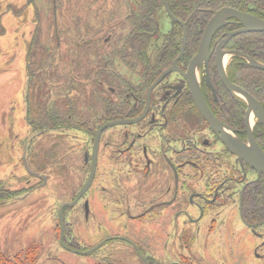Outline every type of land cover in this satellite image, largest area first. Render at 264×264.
Wrapping results in <instances>:
<instances>
[{
	"label": "flooded vegetation",
	"instance_id": "af4514ba",
	"mask_svg": "<svg viewBox=\"0 0 264 264\" xmlns=\"http://www.w3.org/2000/svg\"><path fill=\"white\" fill-rule=\"evenodd\" d=\"M165 1L168 4L170 15L175 20L167 13L162 0H160L162 12L158 13L156 19L158 22L153 21L156 24V30L161 31V35H159L158 40H152L156 46L154 53L147 54L143 50L137 56V59L143 65V69L138 70V74L134 76L135 93L133 94L130 88L124 96H121L126 109L124 116L118 120L97 122L98 128L90 138L82 133H68L70 138L68 141H70L62 149L61 156L65 158V161L62 164L64 170H61V172H65L70 176V179H68L69 184L56 189L58 193H61L60 197H65L64 201L66 202L62 205L74 201L89 177L92 167V147L98 129L113 121L136 119L144 113L148 105L146 115L140 122L134 125L110 127L101 134L91 186L72 209L64 210L66 232L69 231V223L65 221V216L71 211L77 210L76 221L74 220L73 223L75 240L69 245L85 249L84 247L81 248L80 244L82 239H87L91 241L90 245L87 246L88 248H86L89 250L109 238H125L137 246L141 255L147 258V264H159V258H155L152 252L162 251L161 246L159 251L157 249L160 240L156 243L157 233L160 235L161 231H157L154 235H147L145 231L150 230L149 226L154 224L152 223L154 221L157 224L168 221L169 226L171 223H174V226L172 230L167 231L164 229L166 231L165 237H171L173 239L171 243L174 242L175 244V239H177L180 245L179 250L183 251L179 255L181 259L168 264H238L239 260L236 258L235 247L238 245L240 253L242 250L243 254H247L245 249L241 247L243 237L239 236V233L236 235L234 231L219 232L218 235L216 232L220 229L218 225L220 227L224 225L225 217L222 219V214L219 211L225 206H222L224 204L222 200H227L234 204L237 203L235 208H238L242 224L252 236L260 240V243L254 246L252 257L254 260L263 261L264 259L258 255L257 251L260 250L259 248L264 247V240L261 241L264 236V233H262L264 223L248 224L245 222L242 217V203L245 193H252L253 196H256L257 185L262 183L264 178L261 176L257 179V173L253 169L245 164L242 167L236 157L231 155L221 144L195 108L190 87L187 79L184 78V74L187 73L189 63L196 54L207 23L217 11L224 8L234 9L240 13L264 20V13L258 10L264 9V4H259V0H233V2L231 0H185L186 3L192 2L194 4V12L192 7V9H186L187 14L186 10H183L182 13L178 14L179 16L177 14L175 16L169 6L170 0ZM214 3H216V6L211 7L210 4L213 5ZM140 10V12L136 11L134 16L139 15L140 20H152L148 13L142 12L143 9ZM155 10L157 9H148L149 13ZM132 12L134 10L132 11L131 7H128L125 16L127 15L131 19ZM206 19V23L203 24ZM203 25L204 28L202 32L200 31L201 35L196 51L189 54L191 51L188 46L189 35L193 28L199 27L201 30ZM240 29L241 25L238 21L231 18L227 19L215 32L210 43V56L207 62L208 79L211 87L208 84L206 74L203 73L204 67H201L198 73V81L202 98L209 110L217 119L234 130L233 135L235 137L245 142L244 119L247 105L241 98L232 97L227 92L216 67V53L219 50L220 53H223L222 60L228 79L227 71L232 64L236 66L245 64L255 70L264 71L250 66L245 59L239 56L226 55L229 52H239L264 65V62L251 58L245 51L236 48L233 44V41L240 36L264 33L237 34L228 39L226 43H223L229 34ZM176 31H180L179 39L176 37ZM184 32L186 33L185 48L176 63L179 70H172L171 73L167 74L152 88L148 96L149 88L166 70L172 67L174 60L179 57ZM108 40L109 37L107 36L102 38L103 43H108ZM57 44H59V37ZM150 58L154 63L147 65L146 62ZM166 58L171 60L169 65L163 68L162 64ZM236 58H239L241 62L239 60L234 61ZM156 70L158 72L153 74L152 72ZM229 81L231 82L230 79ZM231 83L250 94L262 106L264 111V101L257 99L242 86ZM260 90L264 91V83L258 89L260 95H264ZM109 91L113 95L112 99L115 100V91L113 89H109ZM240 113L243 115L242 124L239 125L236 116H239ZM251 123L253 124V136L260 148L264 150V125L254 117H252ZM30 134L28 144H31L32 135ZM57 135L58 133H50V135L44 136L43 140L48 141ZM80 136L86 138L87 143L85 146H83L84 141L78 139ZM34 137L35 143L31 145L32 147L41 140L40 136ZM73 142L76 143V145L74 144L75 147ZM41 146L43 145L41 144ZM47 146L48 144L44 143L42 149H46ZM76 151L79 152V155ZM230 158H233L234 162L232 168V164L228 163ZM23 168L25 169L24 165ZM29 170L32 175L26 172L27 178L30 181H36H31L33 182L31 189L34 192L46 189L50 175H40L30 168ZM47 172L49 173V170ZM76 174L78 185L72 181V177L77 179ZM228 174L232 175L228 176ZM51 179L60 184L65 180V177L56 175L51 176ZM198 182L201 183L202 187L198 189V192H194L193 190L197 188ZM229 195L230 198L227 199ZM260 198L256 197L254 200L259 201ZM43 202L39 201L37 204L32 205L30 215L28 214L29 216L33 215L32 220L34 215L40 211L36 209L37 205ZM85 204H87V209ZM188 209H194L196 217L192 216L191 218ZM32 210L35 214L32 213ZM78 216L82 220L78 221ZM181 216L184 218V222L188 221V225L182 224L181 228L185 227V229L178 233L177 221ZM101 222H106L107 226H103ZM131 223H137L143 233L142 236L146 238L136 237L137 233L133 231ZM206 223L207 225L204 227ZM159 225L161 226V224ZM71 230L73 231V229ZM148 238H151L152 244L153 241L155 242L153 249H151V246L145 248L146 242L151 245L150 241L147 240ZM66 240L69 242V238ZM92 241H95V243L92 244ZM110 243L125 245L138 259V262L146 264L137 257L135 250L124 241L106 242L102 248ZM172 245L173 243L170 245L171 248ZM102 248L90 256H96ZM112 254H114V251ZM110 255L108 253L107 257L103 259H115V256ZM168 258H172V255H168Z\"/></svg>",
	"mask_w": 264,
	"mask_h": 264
},
{
	"label": "trees",
	"instance_id": "16d2710c",
	"mask_svg": "<svg viewBox=\"0 0 264 264\" xmlns=\"http://www.w3.org/2000/svg\"><path fill=\"white\" fill-rule=\"evenodd\" d=\"M259 1V4H264V0ZM30 3L31 0H28L29 5ZM169 6L175 16L192 7L193 12L195 10L194 4L186 3L185 0H170ZM210 6L214 7L216 3ZM49 7L52 15V0H49ZM128 7L134 10L131 19L125 16ZM160 8V0H55L56 12L57 9L66 11L61 15L66 22H50V29L58 31L59 44L56 42V35L45 40L46 43L42 42L41 32L35 26L29 50L26 51L27 83L24 98L29 118L27 121L31 127L30 135L34 141L31 139V144L27 142L25 146L27 163L33 172L61 176L65 173L61 172L65 161L61 153L62 147L67 146L70 141L68 133H82L90 138L98 128L97 122L118 120L124 116L126 109L121 96L130 88L135 93L134 76L138 74V70L143 69L137 56L143 50L147 54L154 53L156 46L152 40L160 38L161 31L156 30L154 22H158L156 19ZM69 9H73L77 19L70 21L67 14ZM140 9L148 13L152 20H140L139 15L134 16ZM148 9L157 10L149 13ZM258 10L264 13V9ZM206 21L207 19L203 24ZM203 28L204 25L201 30L199 27L192 29L189 35V54L196 51ZM105 36L109 37L108 43L102 41ZM176 37L179 39L180 31H176ZM233 44L251 58L264 62V34L243 35L236 38ZM170 60L166 58L162 67H167ZM238 60L241 62L239 58L234 59L236 62ZM152 63V58L146 62L147 65ZM157 72L158 70L152 73ZM227 74L231 82L264 101V95L258 92L264 83V71L245 64H232ZM109 89L115 91V100ZM260 91L264 94L263 90ZM242 115L240 113L236 116L239 125L242 124ZM50 133L58 135L45 141L48 144L47 152H35L43 147V137ZM34 136H40L41 140L32 147L35 143ZM256 191V196L245 193L242 203V217L248 224L264 223V180L257 185ZM21 192L8 190L0 181V204H10L23 196ZM256 197L261 198L255 201ZM64 235L65 242L69 232L65 230ZM70 247L77 249L75 246ZM30 252L32 251L19 255L24 261L21 257V261L18 258L16 262L1 254V264H26L25 260Z\"/></svg>",
	"mask_w": 264,
	"mask_h": 264
},
{
	"label": "rangeland",
	"instance_id": "374dc122",
	"mask_svg": "<svg viewBox=\"0 0 264 264\" xmlns=\"http://www.w3.org/2000/svg\"><path fill=\"white\" fill-rule=\"evenodd\" d=\"M72 10H67L70 21L77 19V14ZM64 13H66L65 9H57L56 20H59L58 22H66L61 17ZM51 21H53V16L50 13L49 0H31L30 5L28 0H0V180H2L8 190L22 191L21 193L23 194V201L17 200L10 204L0 205V255H6L10 260L15 259L16 262L18 258L21 261L22 256L19 257V255L32 251L28 253V258L25 260L26 264H141L129 248L119 243L108 244L96 256H81L64 250L58 242L57 211L66 201H64L65 197H60L61 193H58L56 189L67 186L70 176L67 173H62L65 180L60 184L54 182L49 176L47 188L34 192L31 187L33 182L36 181L31 180L33 181L31 182L27 178L26 169L23 168L22 155L24 148L26 149L25 144L30 140L29 134L31 132L30 124L27 121L29 118H27L25 113L24 101L27 83L25 76L26 51L29 50L28 45L30 47L35 26L41 32L40 38L42 42L53 35H58V31L55 33V29H50ZM32 51L33 49L31 48ZM78 139L84 141L83 146L86 145L85 137L80 136ZM44 143L45 139L43 140V146ZM74 144L76 145L75 142H73ZM36 151L43 153L47 152V149L40 148ZM76 152L79 155V152ZM228 163L232 164V168L234 165L233 158H230ZM230 175L232 174H228V176ZM76 177L77 179L72 177V181L78 185L77 174ZM201 187V183L198 182L197 188L193 191L198 192ZM231 187L234 188L233 185ZM230 195L227 196V199L230 198ZM39 201L44 202L37 205L36 209L40 211L34 215L32 220L33 215L29 216L32 205L34 203L37 204ZM222 202L224 203L222 206H225L219 212L222 214V219L224 217L225 219L222 227L217 224L218 228H220L216 231L217 235L219 232L234 231L236 235L239 233V236L243 237L241 247L245 249L247 254H243L242 250L240 253L238 245L235 247L236 258L239 260H237L238 264H241V262L242 264H264V260H254L252 257L254 246L259 244L260 240L252 236L242 224L238 208H235L237 203L234 204L227 200H222ZM32 213L35 214L34 211ZM188 213L191 218L192 216L196 217L194 209H188ZM76 217L77 210L71 211L65 216V221L69 223V231L73 229V231H68V238L71 240H75L73 223L76 221ZM77 220L80 221L82 219L78 216ZM101 223L103 226H107L106 222ZM152 223L154 224L150 222V230L145 232L147 235H154L157 231H161V234L157 233L158 236H156V243L160 240V245L155 246H157L158 251L161 246L162 251L152 252L155 258H159V264H168L181 259L179 255L183 251L179 250L180 245L177 239H175L176 244L172 242L171 248L170 245L173 239L165 237L166 231L164 229L167 231L172 230L174 223H171L170 226L168 221L160 222L161 226L156 221ZM182 224L188 225V221L184 222V218L181 216L177 221L178 233L185 229V227L181 228ZM206 225L207 223L204 227ZM131 226H133V231L137 233L136 237L140 239L146 238L142 236L143 233L137 223H131ZM262 233H264V230ZM147 240L150 241L151 238ZM262 240H264V236L261 238ZM90 243L91 241L82 239L80 247L88 248L87 246ZM94 243L95 241H92V244ZM153 244H155L154 241ZM153 244L149 245L146 242L145 248L151 246V249H153ZM259 249L257 253L264 259V247ZM113 251L114 254H112ZM108 253L112 257L115 256L116 261L114 258L103 259L107 257ZM16 255L18 257L14 258ZM168 255H172V258H168Z\"/></svg>",
	"mask_w": 264,
	"mask_h": 264
},
{
	"label": "water",
	"instance_id": "95a60500",
	"mask_svg": "<svg viewBox=\"0 0 264 264\" xmlns=\"http://www.w3.org/2000/svg\"><path fill=\"white\" fill-rule=\"evenodd\" d=\"M162 4L164 6V9H166L167 13L170 15L167 2L165 0H162ZM171 18L175 20L174 17L171 16ZM231 18L238 21V23L241 25V29L229 34L227 36V39H225L223 43H226L228 39H230L231 37L237 34L250 33V32L264 33V20L263 19H259L257 17H253L250 15L240 13L234 9L224 8V9L217 11L213 15V17H211V19L209 20V22L207 23L203 31L196 54L191 59L188 69H187V73L184 74V78L187 79L188 81L190 91L192 94L193 104L195 108L197 109V111L199 112L200 116L207 123L208 127L212 130V132L219 139L221 144L228 150V152L234 157H236V159L240 162V165L243 167L244 166L243 164H245L251 169H253L257 173V176H258L257 179H259L261 176L264 178V151L257 144L253 136V132H252L253 124L251 123V119L252 117H254L258 122H261L264 125V111H263L262 106L250 94H248L247 92H245L244 90H242L241 88L232 84L229 81V79L227 78L225 74V69L223 65V60H222L223 53H220L219 50H218V53H216V67H217V71L219 73V77L221 79V82L224 88L227 90V92L232 97L241 98L247 105V110H246L245 119H244V131L246 134L245 142L240 141L237 137H235L233 135L234 130L231 129L229 126L225 125L224 123H222L219 119H217L213 115V113L206 106L202 98L200 87H199L198 73L201 67H204L203 73L206 74L208 84L211 87L209 79H208V72H207V62L210 56V52H209L210 43H211L212 37L215 34V32L225 23L227 19H231ZM185 44H186V33L184 32L183 39H182V47L180 49L179 57L174 60L172 67L166 70L156 80V82L149 88L148 96L150 95L152 88L156 86L167 74L171 73L172 70L173 71L179 70L176 66V63L184 51ZM226 55L239 56L245 59L250 66L264 70V65L251 60L249 57L239 52H229V53H226ZM147 108H148V105L144 113L136 119L113 121V122H110V123H107L101 126L96 132L95 138H94L95 140H94L93 147H92V167H91V172L89 174V177L86 183L83 185V187L78 192L74 201H72L71 203H66L62 205L58 211L57 218H58V225H59V243L61 247H63L64 250L77 254V255H81V256H90L92 253L102 248L106 244V242H110L114 240H121L129 244L135 250L137 257L142 262L147 264V258L141 255L137 246L125 238H109L105 241L98 243L95 247H93L92 249L88 251L74 250V249H71L70 247H66L65 245H63V236H64V231H65L64 210L72 209L91 186L94 173H95L98 143H99L101 134L103 133L104 130L110 127L122 126V125H134L140 122L145 117ZM22 159H23V163H24V167L26 171L32 175V172L29 170L26 160H25V153L23 154ZM3 204L5 203H1L0 205H3ZM85 208L87 209V204H85Z\"/></svg>",
	"mask_w": 264,
	"mask_h": 264
},
{
	"label": "crops",
	"instance_id": "0c3cea01",
	"mask_svg": "<svg viewBox=\"0 0 264 264\" xmlns=\"http://www.w3.org/2000/svg\"><path fill=\"white\" fill-rule=\"evenodd\" d=\"M236 242V241H235ZM235 242H233V244H235ZM238 243V242H237ZM238 244H240V243H238Z\"/></svg>",
	"mask_w": 264,
	"mask_h": 264
}]
</instances>
